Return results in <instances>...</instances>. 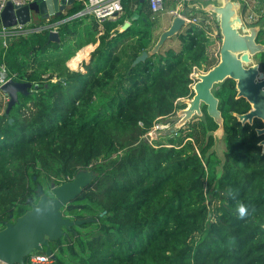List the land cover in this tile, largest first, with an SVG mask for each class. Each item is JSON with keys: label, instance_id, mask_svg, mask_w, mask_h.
<instances>
[{"label": "trees", "instance_id": "16d2710c", "mask_svg": "<svg viewBox=\"0 0 264 264\" xmlns=\"http://www.w3.org/2000/svg\"><path fill=\"white\" fill-rule=\"evenodd\" d=\"M123 20L104 21L96 39L97 23L81 18L57 24V40L37 23L6 45L0 36L6 77L32 84L8 110L0 97V228L29 209L28 198L37 200V184L57 185L90 169L94 180L62 212L91 221L50 243L52 264H264L262 124L233 116L250 108L236 98L235 81L213 91L223 118L221 158L212 150L217 125L204 105L202 117L176 131L181 138L152 145L144 136L193 95L194 69L217 63L208 25L185 24L175 34L177 48L161 47L131 66L149 50L151 24L135 19L118 32ZM256 41L264 43L263 27ZM91 42L98 44L86 72L69 69L66 61ZM237 203L248 207L243 218Z\"/></svg>", "mask_w": 264, "mask_h": 264}, {"label": "water", "instance_id": "95a60500", "mask_svg": "<svg viewBox=\"0 0 264 264\" xmlns=\"http://www.w3.org/2000/svg\"><path fill=\"white\" fill-rule=\"evenodd\" d=\"M78 1L80 0H35L23 6H14L8 1L0 12V27L27 25L34 15L48 22L49 16L66 15V7ZM191 7L209 14L216 21L220 41L218 59L207 71L195 73V81L191 87L193 95L182 100L184 107L175 111L177 121L169 131L178 129L194 117H202L201 106L204 105L207 115L217 125L213 131L214 138L215 134L223 135V118L218 109V98L213 91L225 79H232L235 81L236 98H243L250 105L248 111L233 113V116L241 124H251L254 119L261 121L263 126L256 129V134L263 135L258 144L264 152V72L253 60L256 54L264 52V43L256 41L261 25H248L243 21L244 5L240 0H198L194 2V6L189 5L183 10L182 16H174L170 26L160 33L150 54L157 52L167 39L181 30L185 25L183 16ZM61 21L50 24L55 26ZM127 26L128 22H125L121 29L124 30ZM49 38L57 40V32L49 31ZM147 56V51H142L132 61V65L143 61ZM31 88L32 84L25 81L9 80L3 83L0 92L8 97L6 110L17 101L18 94H28ZM94 178L92 170H79L71 179L57 185L51 184V196L37 184V200L33 202L28 198L29 209L5 222L0 228V263L25 264L27 256L32 252H44L55 259L50 243L67 237L73 226L91 221L90 218L71 219L63 214L62 208L74 200Z\"/></svg>", "mask_w": 264, "mask_h": 264}, {"label": "built area", "instance_id": "2783aa9c", "mask_svg": "<svg viewBox=\"0 0 264 264\" xmlns=\"http://www.w3.org/2000/svg\"><path fill=\"white\" fill-rule=\"evenodd\" d=\"M8 1L11 2L14 6H23L35 0H0V12L3 9L4 5L6 4V2ZM173 1L175 2L177 8L172 10L171 13L174 16L180 17L182 16V12H183L182 10L185 5L192 4L198 0H173ZM240 1L243 3L244 9H249L253 7L254 0H240ZM79 2L81 4V8L77 12L67 17L66 19H63L62 21L73 19V18H83V17L91 16L94 19H96L97 22H102L105 19L116 17L118 14L122 13L123 11L122 0H80ZM147 3H148L150 11L153 14H158L162 12L164 9V0H147ZM262 14L264 13L261 10L257 13L247 14L246 19L243 14V21L246 24H248V22L250 21H256L258 17L260 18L262 16ZM183 19L186 24L194 23V24L202 26L206 30H207V25H208V27L212 29L211 23H210V19H211L210 17L208 20V19H203V17L194 16L192 14L189 15L185 13V15L183 16ZM56 26L57 25L52 26L50 24L49 25L47 24V25H44L43 28H46V29H49V31L55 32ZM26 28H29V26L24 25V26H15L11 28H1L0 36L2 37V44L6 45L10 37H12L14 34H17L20 32H26L28 30ZM39 29L40 27L32 28L30 30L37 31ZM208 32L209 31H207V34ZM217 36L219 38L218 32L215 35V37ZM195 70L196 69H194V71L190 74V78L192 82L190 83L189 86L191 90H192L191 87L195 81V77H194ZM9 80H13V79L11 77H6L4 67L0 66V86ZM0 94H1L0 97H2L3 101L6 102L8 100V97L1 92ZM186 98H182L179 100H183ZM161 120L162 119H156L152 128L144 135L145 139L147 136H151L152 133L156 131H162V130L164 131L167 128V123H164ZM52 261H53L52 257L49 255H46L44 252H32L27 256L25 264H52Z\"/></svg>", "mask_w": 264, "mask_h": 264}, {"label": "crops", "instance_id": "0c3cea01", "mask_svg": "<svg viewBox=\"0 0 264 264\" xmlns=\"http://www.w3.org/2000/svg\"><path fill=\"white\" fill-rule=\"evenodd\" d=\"M139 3H143L145 2V5H139L136 3V0H122V5H123V11L122 13L118 14L116 17L114 18H109V19H105L102 22H97L96 19H94L91 16H87L85 17V19L83 20V22L85 23V25H87L86 23H89L91 19H93V21H95V23H97V32L92 30L93 33V37L96 39L98 37V35L101 34L102 29H103V23L106 20H110V21H114L115 19L119 18L120 16L124 15V20L123 23L128 22V27H130L132 25V22L135 19H144L145 17L148 18V20L150 21L151 24V28H150V36H151V41H153L154 39H158L160 33L162 31H164L165 29H167L172 21V18L174 17V15H172L171 11L174 10L176 7V4L173 0H164V9L162 12L158 13V14H153L148 6L147 0H143L142 2H140V0H138ZM202 1V0H201ZM78 2H75L73 5L71 6H67L66 7V12L68 13L72 7H74L75 5H77ZM199 4V3H197ZM189 5H185L183 7V10L186 7H189ZM192 5L194 6V3H192ZM182 10V11H183ZM263 11L264 13V0H254V4L252 8L249 9H244L242 7V11L244 14V17L246 19L247 14H253V13H257L259 11ZM186 14L189 15H194V16H199V17H210L209 14H205L199 10H195V7H191L188 9V11L185 12ZM50 21L46 22L47 20L45 19H41L40 17L34 15L33 20L30 21L29 24H27V26H33L34 24H40V25H49L50 23H52L53 20H59L60 17H53V16H49ZM261 18V17H260ZM260 18L258 17V19L256 21H250L248 22V25H254V24H260L261 27L264 28V24L263 22L260 20ZM186 24V23H185ZM52 25V24H50ZM123 25V24H122ZM121 25V26H122ZM121 26H119L118 28V32H122L124 30L121 29ZM92 27V26H91ZM114 35V33L111 34V36ZM128 37H125L124 39H122V41H120V44L122 42L127 41ZM168 40V39H167ZM151 41H150V46H151ZM98 42H94V43H88L84 46H82L81 48H79L78 50L75 51L74 55L72 57H70L67 61H66V65L68 68L72 69V70H76L77 68L82 67V63L86 62L87 59H89L91 52L95 49V47L97 46ZM164 47L168 46V43H164L163 45ZM163 47V48H164ZM161 48V47H160ZM78 52L82 53V57L81 59L76 63V67L73 68L70 65V60L73 59L74 56H76L78 54ZM89 62V61H88ZM79 65V66H78ZM1 95V94H0ZM1 264V263H0Z\"/></svg>", "mask_w": 264, "mask_h": 264}, {"label": "rangeland", "instance_id": "374dc122", "mask_svg": "<svg viewBox=\"0 0 264 264\" xmlns=\"http://www.w3.org/2000/svg\"><path fill=\"white\" fill-rule=\"evenodd\" d=\"M211 18V17H210ZM82 20H84L85 19V17H83V18H81ZM210 23H211V27H212V29L210 28V29H208L209 30V32H208V34L207 35H209V37L211 38V43H210V45H209V47H208V49H209V53L211 54V55H213V56H215V57H218V49H219V44H220V41H219V38H218V36L217 37H215V35L217 34V32H218V27H217V23H216V21L214 20V18L212 17L211 19H210ZM176 39H175V35L174 36H172L171 38H169L168 40H166L165 41V43L167 42L168 43V46H166V47H164L163 45L161 46V47H164L165 49H167V48H169V47H175V48H177V42L175 41ZM156 41H157V39L155 40H153V41H151V46L149 47V50L147 51V53H148V56L149 55H152V54H154V53H151L150 54V52H151V50H152V48H153V45L156 43ZM120 47H121V44L117 47V49H116V51H117V53L119 52V50H120ZM141 54V53H140ZM140 54H138V55H140ZM137 55V56H138ZM90 59H91V55H90V57H89V59H87V61L86 62H83L82 63V67H80V68H77L75 71H81L82 73H85L86 72V70H85V66H86V64L88 63V61H90ZM123 60L124 61H126L127 60V57L125 56V54H123ZM253 60H254V62L255 63H258L259 64V68H260V70H263L264 71V58H262L260 55H258V54H256L254 57H253ZM94 67H98V65L97 66H95V65H93ZM131 66H134V65H132V63H131ZM99 67H101V64H99ZM70 69V68H69ZM72 70V69H71ZM196 72H205L204 70H202V69H200V70H195V73ZM114 87H116V86H114ZM5 102V101H4ZM176 111V110H175ZM175 111H174V113H172L170 116H168L167 118H164V119H162L161 121L162 122H164V123H167V128L163 131H156V132H154V133H152V135L151 136H147L146 137V140H147V142L148 143H150V144H152V145H164V144H167V142H168V139H172V138H175V139H177V138H181L182 137V132H181V134H179V133H176V131L178 130V129H180V130H186L189 126H188V124H190V122H193V121H196V120H198L197 118H194V120H192V121H188V122H186V124L185 125H183V126H180L178 129H176V130H174V131H172V132H170L169 130L170 129H172V128H174V124H175V122L177 121V112L175 113ZM178 132V131H177ZM180 135V136H179ZM212 150L216 153V155H217V157H219V158H221V156H222V153H223V150H224V143H223V140H222V135H220V134H215V141H214V144H213V147H212ZM50 185L51 184H46V183H43L42 184V187H43V191L48 195V196H51L52 194H51V191H50Z\"/></svg>", "mask_w": 264, "mask_h": 264}, {"label": "clouds", "instance_id": "9594fccd", "mask_svg": "<svg viewBox=\"0 0 264 264\" xmlns=\"http://www.w3.org/2000/svg\"><path fill=\"white\" fill-rule=\"evenodd\" d=\"M235 210H236V214H237L238 218L245 217L248 214V211H249L248 207L244 203H237Z\"/></svg>", "mask_w": 264, "mask_h": 264}, {"label": "bare ground", "instance_id": "6f19581e", "mask_svg": "<svg viewBox=\"0 0 264 264\" xmlns=\"http://www.w3.org/2000/svg\"><path fill=\"white\" fill-rule=\"evenodd\" d=\"M81 57H82V53L78 52V54L76 56H74L73 59L70 60L71 67L75 68L76 63L81 59Z\"/></svg>", "mask_w": 264, "mask_h": 264}, {"label": "flooded vegetation", "instance_id": "af4514ba", "mask_svg": "<svg viewBox=\"0 0 264 264\" xmlns=\"http://www.w3.org/2000/svg\"><path fill=\"white\" fill-rule=\"evenodd\" d=\"M261 71H263V70H261ZM263 72H264V71H263ZM260 122H261V121H260ZM261 124H262V123H261ZM262 126H263V125H261V127H262ZM261 127H260V128H261ZM256 135H257V134H256ZM257 136H258V135H257ZM262 138H263V135H261V139H262ZM261 139H260V140H261ZM260 140H259V141H260ZM258 143H259V142H258ZM258 145H259V144H258ZM259 146H260V145H259ZM260 147H261V146H260ZM261 152H262V147H261Z\"/></svg>", "mask_w": 264, "mask_h": 264}]
</instances>
